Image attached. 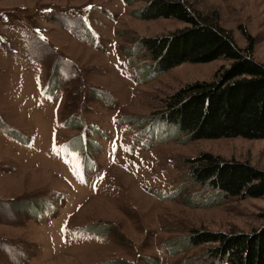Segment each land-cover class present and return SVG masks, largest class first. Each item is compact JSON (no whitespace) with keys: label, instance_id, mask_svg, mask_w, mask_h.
Here are the masks:
<instances>
[{"label":"rangeland","instance_id":"obj_1","mask_svg":"<svg viewBox=\"0 0 264 264\" xmlns=\"http://www.w3.org/2000/svg\"><path fill=\"white\" fill-rule=\"evenodd\" d=\"M185 1L264 62V0ZM147 2L0 0V264H207L191 230L263 224L264 196L199 185L187 159L264 169V138L183 142L159 118L167 96L230 60L154 74L139 38L187 23L135 16Z\"/></svg>","mask_w":264,"mask_h":264},{"label":"trees","instance_id":"obj_2","mask_svg":"<svg viewBox=\"0 0 264 264\" xmlns=\"http://www.w3.org/2000/svg\"><path fill=\"white\" fill-rule=\"evenodd\" d=\"M133 14L145 20L173 17L187 23L170 34L139 38L138 46L155 62L154 74L183 62L230 60L213 79L189 82L167 96L159 118L174 129L177 140L264 138V62L253 58L250 37L247 47L237 46L215 19L207 20L185 0H148ZM187 161L195 183L219 189L223 196H264V169L247 161L210 152ZM206 243L210 244L207 264H264V222L251 232L191 230L189 246Z\"/></svg>","mask_w":264,"mask_h":264},{"label":"snow or ice","instance_id":"obj_3","mask_svg":"<svg viewBox=\"0 0 264 264\" xmlns=\"http://www.w3.org/2000/svg\"><path fill=\"white\" fill-rule=\"evenodd\" d=\"M113 152H115V142H114V146H113ZM65 229H61V231H64Z\"/></svg>","mask_w":264,"mask_h":264}]
</instances>
